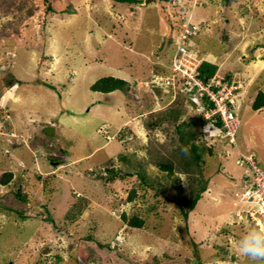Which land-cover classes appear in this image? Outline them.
<instances>
[{"label": "rangeland", "instance_id": "rangeland-1", "mask_svg": "<svg viewBox=\"0 0 264 264\" xmlns=\"http://www.w3.org/2000/svg\"><path fill=\"white\" fill-rule=\"evenodd\" d=\"M51 5L0 0V264H264L237 249L264 232L241 203L243 157L264 168V108L252 109L264 93V0ZM184 17L202 27L199 52L232 53L217 75L239 83L235 146L210 137L201 101L170 84ZM105 77L128 81L127 93L92 91Z\"/></svg>", "mask_w": 264, "mask_h": 264}, {"label": "built area", "instance_id": "built-area-1", "mask_svg": "<svg viewBox=\"0 0 264 264\" xmlns=\"http://www.w3.org/2000/svg\"><path fill=\"white\" fill-rule=\"evenodd\" d=\"M202 32V27L192 22L191 18L184 17L181 30L175 41L176 53L172 61V79L170 84L183 80L182 86L187 95L194 100L207 98L214 107L206 110L204 116L209 122V132L223 133L222 138H227L230 143L235 142L238 118L229 107L234 98L237 82H228L215 75L209 83H205L200 77V67L204 58L193 43L194 38ZM203 58V59H202ZM169 83V81H168ZM176 83V84H177ZM225 83V84H224ZM222 123L219 127L217 124ZM243 163L247 173L243 178L245 191L241 197V203L251 211L252 217L264 216V169H262L253 155L243 157ZM252 206V208H250ZM254 215V216H253Z\"/></svg>", "mask_w": 264, "mask_h": 264}, {"label": "trees", "instance_id": "trees-1", "mask_svg": "<svg viewBox=\"0 0 264 264\" xmlns=\"http://www.w3.org/2000/svg\"><path fill=\"white\" fill-rule=\"evenodd\" d=\"M117 1L119 3H128V4H140L142 3V0H114ZM44 4L46 6V10L47 12H54V9L51 5V0H44ZM181 30V26L179 28V31ZM173 45L175 46V41L173 40ZM175 53H176V46H175ZM175 56V55H174ZM173 61V59H172ZM172 61H171V65H172ZM169 70L172 71V68ZM218 72V66L215 63H212L210 61L204 60L201 67H200V75L199 77L205 82V83H209L210 80L217 74ZM227 79L229 80V78L227 77ZM232 80H229V82ZM183 80H180V82L178 84H182ZM129 88V83L128 81L124 80V79H120V78H115V77H105L102 78L100 80H98L97 82H95L92 86H91V90L94 92H100V93H104V94H110L116 91H120L123 93H127ZM202 103V107L203 109L206 111L212 107H214V104L209 101L207 98L202 99L201 100ZM262 108H264V93H259L258 96L256 97L253 105H252V109L254 111H259ZM203 114V113H202ZM203 117V115H202ZM219 125H222V123H219ZM191 140L188 139L187 141H183V144L186 146L188 145V143H190ZM191 151L193 152V158L195 160V162H199L201 160L200 155L198 154V148L196 147V145H192ZM160 168H162L163 171L168 172L169 174H173L174 172V167L173 165H161ZM112 174L111 180H115L117 178V174H114V171H109ZM12 179V174L9 173L7 175H4V179H3V183L4 184H8L10 182V180ZM205 191V188H201L200 191L198 193H196L195 198L193 199L192 205L190 207V210H192L196 204L199 202V200L201 199V194ZM17 197L22 200V201H26L27 197L24 196H20L19 194L17 195ZM12 212H15L17 214H19V212L12 210ZM185 217H187L188 213L184 212ZM22 217L23 215L20 214ZM123 221H125L127 223V225L133 229H142L144 227V221L139 219L138 217H133V218H129L126 215H123Z\"/></svg>", "mask_w": 264, "mask_h": 264}, {"label": "clouds", "instance_id": "clouds-1", "mask_svg": "<svg viewBox=\"0 0 264 264\" xmlns=\"http://www.w3.org/2000/svg\"><path fill=\"white\" fill-rule=\"evenodd\" d=\"M233 99H232V102L229 103V107L233 110V112L236 114V116H238V114H237V112L235 110V107H234V101H233ZM205 112L206 111L203 109V111L201 112V113H203V116H204ZM204 118H205V116H204ZM237 118L239 119V117H237ZM206 121H207V123H206L207 126H209L210 120L206 119ZM217 125L219 127L222 126V125H219V123ZM236 135H237V132H236ZM210 137H212V136H210ZM223 139H225V138H223ZM235 140H236V136H235ZM226 141L229 142V140L227 138H226ZM230 144L232 146H235L234 143H230ZM242 161H243V159H242ZM256 161L258 163V160L257 159H256ZM242 164H244V163H242ZM258 165H259V163H258ZM262 169H264V168H262ZM244 177H245V174L243 175V178ZM237 249H238V251H239L240 254H242L243 256H245L247 258H249L250 260H253V261L264 260V232L258 231V230H255V229L248 231L237 242Z\"/></svg>", "mask_w": 264, "mask_h": 264}, {"label": "crops", "instance_id": "crops-1", "mask_svg": "<svg viewBox=\"0 0 264 264\" xmlns=\"http://www.w3.org/2000/svg\"><path fill=\"white\" fill-rule=\"evenodd\" d=\"M236 35L237 34L233 33L232 37H234ZM196 49H197V46H196ZM200 53L205 56V54L203 52H200ZM206 53H207V57L205 56V60L210 61L212 63H215L218 66V73L226 72L225 68H227L231 65V60H232L231 59V56H232L231 52L224 51L222 56H220L218 54H215V56H213L212 54H209L208 52H206ZM227 72H231V71L229 70ZM231 73H229V74H231ZM223 74H225V73H223Z\"/></svg>", "mask_w": 264, "mask_h": 264}]
</instances>
